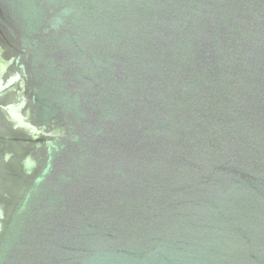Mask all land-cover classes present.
Instances as JSON below:
<instances>
[{"label": "water", "instance_id": "1", "mask_svg": "<svg viewBox=\"0 0 264 264\" xmlns=\"http://www.w3.org/2000/svg\"><path fill=\"white\" fill-rule=\"evenodd\" d=\"M0 264H264V0H0Z\"/></svg>", "mask_w": 264, "mask_h": 264}]
</instances>
